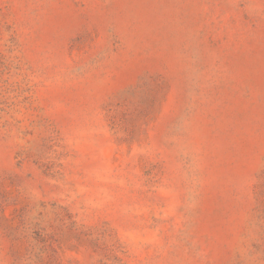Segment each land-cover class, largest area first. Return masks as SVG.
Instances as JSON below:
<instances>
[{"label": "rangeland", "instance_id": "rangeland-1", "mask_svg": "<svg viewBox=\"0 0 264 264\" xmlns=\"http://www.w3.org/2000/svg\"><path fill=\"white\" fill-rule=\"evenodd\" d=\"M0 264H264V0H0Z\"/></svg>", "mask_w": 264, "mask_h": 264}]
</instances>
